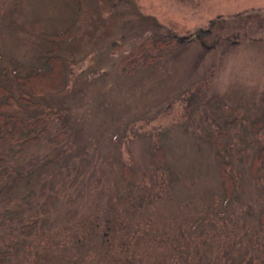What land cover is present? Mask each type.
<instances>
[{"label": "rangeland", "instance_id": "374dc122", "mask_svg": "<svg viewBox=\"0 0 264 264\" xmlns=\"http://www.w3.org/2000/svg\"><path fill=\"white\" fill-rule=\"evenodd\" d=\"M79 1L0 0L15 97L70 29L64 90L11 117L38 140L0 141V188L58 156L0 201V264H264V0Z\"/></svg>", "mask_w": 264, "mask_h": 264}, {"label": "trees", "instance_id": "16d2710c", "mask_svg": "<svg viewBox=\"0 0 264 264\" xmlns=\"http://www.w3.org/2000/svg\"><path fill=\"white\" fill-rule=\"evenodd\" d=\"M70 4L74 8L79 7V0H63ZM179 2H187L188 0H176ZM70 29L57 33L50 36L47 40L49 48L45 54H41L38 58L39 64L29 74L24 76H17V81L20 85L21 96L15 97L12 92L6 89L0 84V127H4L5 131L0 135V141L3 140H15L19 141L20 150L25 148L29 142L38 140V132L36 129L40 126L44 128L45 120L35 119L32 121H15L11 120V117L22 112L25 108L36 107V103L31 99L41 97L48 94L60 93L66 87V65L60 55V48L58 42L66 38L69 34ZM177 39L176 35L170 38L171 42H175ZM150 42V41H149ZM153 45L151 51H146L145 48L138 51L134 50L132 53L138 55L140 58L149 57L151 59L158 57L150 56L152 53L160 50V47L164 46L160 40L151 41ZM148 49V48H147ZM145 53V55H144ZM131 57V56H130ZM132 59V58H131ZM2 77L6 76L5 70L0 72ZM22 125L25 128H22ZM19 153V152H17ZM58 156L53 159H48L38 164L31 171L24 175H16L9 181H7L0 188V201L9 198L21 184H25L26 188L32 189L39 185L45 178L50 176L58 166ZM163 162L162 150L158 146L156 154V164L160 165ZM255 168L253 173L263 176L264 180V145L258 148V151L254 154L253 163ZM225 179L226 190L231 192L233 190V183L228 175L222 174ZM28 229V227H25Z\"/></svg>", "mask_w": 264, "mask_h": 264}, {"label": "flooded vegetation", "instance_id": "af4514ba", "mask_svg": "<svg viewBox=\"0 0 264 264\" xmlns=\"http://www.w3.org/2000/svg\"><path fill=\"white\" fill-rule=\"evenodd\" d=\"M248 17H249V15H245V18L244 19H249ZM234 32L236 33V34H233L234 36H239V34L237 33V31L232 30L230 33L232 34ZM245 33L247 34L246 31H245ZM227 37H230V35H225V38H227Z\"/></svg>", "mask_w": 264, "mask_h": 264}]
</instances>
